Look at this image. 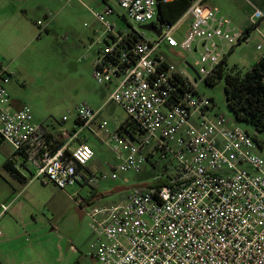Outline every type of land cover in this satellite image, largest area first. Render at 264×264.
Masks as SVG:
<instances>
[{"label": "built area", "instance_id": "2783aa9c", "mask_svg": "<svg viewBox=\"0 0 264 264\" xmlns=\"http://www.w3.org/2000/svg\"><path fill=\"white\" fill-rule=\"evenodd\" d=\"M112 1L102 0L103 9L93 11L103 37L97 41L92 75L109 91L105 104L123 108L135 126L134 138L118 132L120 124L109 132L101 109L83 102L75 110L78 127L60 128L56 137L63 143L54 148V138L35 122L29 106L13 108L6 88L12 75L3 65L0 134L14 151L24 153L28 166H37L36 178L63 190L76 183L94 189L98 173L116 180L120 172L141 173L151 163L156 169L152 180H176L159 187L135 185L112 204L91 203L86 213L93 264H264L262 148L247 130L231 125L224 114L212 113L213 98L200 90L229 52L249 40L247 28L258 30L262 44L257 49H263L258 24L264 21V8L251 4L249 24L237 28L207 0H194L170 25L159 20L160 0ZM117 9L124 10L132 24L151 23L154 29L161 27V33L150 30L155 36L146 37L134 26L118 29L110 20L113 14L120 16ZM45 14L54 17L51 11ZM182 19L189 27L178 41L175 32ZM36 24L43 26L41 20ZM132 35L138 39L132 40ZM177 48L188 56L182 55L176 65L170 53L178 54ZM101 129L118 160L109 175L93 165L95 151L84 133L99 136ZM9 206L1 204L0 219Z\"/></svg>", "mask_w": 264, "mask_h": 264}, {"label": "rangeland", "instance_id": "374dc122", "mask_svg": "<svg viewBox=\"0 0 264 264\" xmlns=\"http://www.w3.org/2000/svg\"><path fill=\"white\" fill-rule=\"evenodd\" d=\"M111 3L116 6L115 2ZM207 3L219 9L237 28L249 24L251 4L264 8V0H207ZM103 7L102 0H0V63L12 75L6 88L11 99L30 107L36 123L50 130L70 129L76 125L77 105L85 102L97 109L107 98L109 91L106 89V96L105 87L92 75L93 60L100 45L97 41L103 37L102 25L93 11H101ZM47 11L53 13L52 19L46 16ZM117 12L120 16L113 14L110 20L118 29L134 26L146 37L155 36L152 31L141 28V24H132L124 10L117 9ZM38 20L43 22L41 28L36 24ZM188 27L187 20L179 22L175 32L178 41L183 39ZM258 29L264 34V21L258 24ZM260 37L258 30H253L248 41L242 40L229 52L225 58L224 75L242 77L251 69L264 54V44L263 49H257L262 44ZM176 51L178 54L170 53V56L177 65L183 61L182 55L188 54L178 48ZM199 56L196 54V58ZM189 57L194 63L196 59ZM200 90L213 98L215 108L212 113L224 114L231 125L254 133L248 124L233 117L226 99L224 78L217 79L214 84L203 82ZM63 116L68 120L60 124ZM100 116L108 121L107 128L113 133L125 118V112L116 103L109 102L103 105ZM84 133L88 136L87 143L95 151V168L109 175L111 166L118 160L105 136L107 133L104 129L99 131V136ZM257 136L263 137V134L257 133ZM13 152L14 147L9 142L0 145V206L18 192L16 206H22L20 213L0 219L3 232L0 262L3 264H72L71 245L85 256L93 234L91 220L77 211V205L67 193H79L81 197L97 194L99 197L92 204H112L128 194L133 186L152 181L144 172H120L116 180L101 178L98 173L93 177L97 184L94 189L76 183L67 186L64 192L35 176L29 180L30 173L23 169L27 183L22 184L3 166ZM258 153L264 157V148L258 149ZM29 168L37 174L35 164ZM84 261L83 264H92L89 259Z\"/></svg>", "mask_w": 264, "mask_h": 264}, {"label": "trees", "instance_id": "16d2710c", "mask_svg": "<svg viewBox=\"0 0 264 264\" xmlns=\"http://www.w3.org/2000/svg\"><path fill=\"white\" fill-rule=\"evenodd\" d=\"M193 1L194 0H160L158 3L159 20L162 23H168L170 25L175 24L183 16ZM246 31L247 35H249L251 27L247 28ZM137 39V35H132V40ZM224 63L225 59L222 60V63L214 72L213 76L206 79V83L214 84L217 79L224 78L226 99L233 117L238 121L248 124L254 131L251 135L259 146L264 148V54L258 58L257 62L242 77L231 74L224 75ZM1 67L2 63H0V68ZM63 122L64 121L61 120L60 124ZM75 123H77L76 120ZM45 128L48 129L47 127ZM117 130L120 133L128 132L129 135L134 138L135 132L133 130H135V126L127 117L121 121ZM48 132V137L54 138V148L55 146L57 148L60 147L63 142L56 137L59 130L48 129ZM136 133H138V131ZM257 133H262L263 137H258ZM4 141L5 139L0 134V145ZM26 162L27 160L23 152L14 151L6 158L3 166L20 183L26 184L27 177L22 172L23 169L30 173L31 176L29 180L35 176ZM142 172L149 177L154 176L156 173L155 164L151 163V167H146ZM175 182L176 180L170 181L168 178L158 176L151 182L146 183V185L149 187H159L165 184L172 185ZM82 185H85V183Z\"/></svg>", "mask_w": 264, "mask_h": 264}, {"label": "crops", "instance_id": "0c3cea01", "mask_svg": "<svg viewBox=\"0 0 264 264\" xmlns=\"http://www.w3.org/2000/svg\"><path fill=\"white\" fill-rule=\"evenodd\" d=\"M250 22V21H249ZM248 25V24H247ZM246 25V26H247ZM245 26V27H246ZM253 31V30H252ZM251 31V32H252ZM250 32V33H251ZM9 71V70H8ZM105 90H104V92L105 91H107L106 90V88H104ZM105 94H106V96H107V93L105 92ZM106 100H107V98H105V101H104V103L101 105V107H98L97 109H101V112H102V109H103V105L105 104V102H106ZM108 104V103H107ZM23 104L22 103H18V102H16V101H14L13 99H12V106H13V108H15V109H19V108H21V106H22ZM100 115H101V113H100ZM98 134H99V132H98ZM87 136V135H86ZM88 137V136H87ZM94 165V164H93ZM60 189V188H59ZM62 191H64L65 192V190H63V189H61ZM16 192V191H15ZM19 194H20V192H18L11 200H9V202H7V204H9L10 206H9V210H8V213L5 215V216H3V217H7V216H10L11 214H14V215H16L17 213H20V211H21V205L20 204H18L19 206L17 207L16 206V202H17V200H18V197H19ZM79 194V193H78ZM67 195H68V197L71 199V200H73L74 201V203L77 205V211L82 215H85V216H87L88 218H89V216H88V214L86 213V210H88L89 208V205L91 204V203H93L94 202V199H96L97 197H99V195H97V194H91L89 197H81L80 196V194L77 196V198H74L71 194H68L67 193ZM18 203V202H17ZM73 208H75L76 209V206L75 207H73ZM2 217V218H3ZM90 219V218H89ZM3 240H2V237H0V243L2 242ZM87 246V245H86ZM70 250L73 252L72 253V255H73V257H72V264H83L85 261H84V259H86V261H88V259L92 262V264L94 263V261H93V259L88 255V252L86 253V254H84L85 256H83L82 255V253L80 252V250L75 246V245H71V247H70Z\"/></svg>", "mask_w": 264, "mask_h": 264}, {"label": "water", "instance_id": "95a60500", "mask_svg": "<svg viewBox=\"0 0 264 264\" xmlns=\"http://www.w3.org/2000/svg\"><path fill=\"white\" fill-rule=\"evenodd\" d=\"M141 28L147 29V30H153L155 31L158 35L161 33V27L154 29L153 25L151 23L149 24H142L140 25Z\"/></svg>", "mask_w": 264, "mask_h": 264}]
</instances>
